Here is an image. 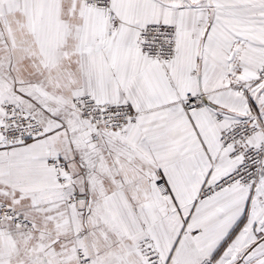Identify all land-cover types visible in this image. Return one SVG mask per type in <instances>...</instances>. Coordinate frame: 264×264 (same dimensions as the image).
I'll return each instance as SVG.
<instances>
[{
  "label": "snow or ice",
  "instance_id": "1",
  "mask_svg": "<svg viewBox=\"0 0 264 264\" xmlns=\"http://www.w3.org/2000/svg\"><path fill=\"white\" fill-rule=\"evenodd\" d=\"M0 264H264V0H0Z\"/></svg>",
  "mask_w": 264,
  "mask_h": 264
}]
</instances>
